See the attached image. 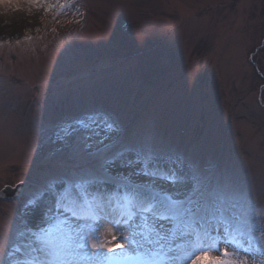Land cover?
I'll return each mask as SVG.
<instances>
[{
	"label": "rangeland",
	"instance_id": "374dc122",
	"mask_svg": "<svg viewBox=\"0 0 264 264\" xmlns=\"http://www.w3.org/2000/svg\"><path fill=\"white\" fill-rule=\"evenodd\" d=\"M19 14L25 23L14 33L0 20V188H23L14 201L0 199V264L8 263L26 198L43 181L42 161L60 147L55 125L93 108L118 116L120 138L148 117L199 166L226 169L257 225L252 251L241 249L239 259L264 264V0H38L33 13ZM67 51L103 94L66 98Z\"/></svg>",
	"mask_w": 264,
	"mask_h": 264
},
{
	"label": "snow or ice",
	"instance_id": "6c2138e0",
	"mask_svg": "<svg viewBox=\"0 0 264 264\" xmlns=\"http://www.w3.org/2000/svg\"><path fill=\"white\" fill-rule=\"evenodd\" d=\"M61 71L69 101L103 94L78 54L67 51ZM120 131L118 116L102 108L55 125L60 147L42 161L43 181L26 198L8 264H247L239 252L252 251L257 225L236 201L228 171L199 166L148 117L123 138Z\"/></svg>",
	"mask_w": 264,
	"mask_h": 264
},
{
	"label": "bare ground",
	"instance_id": "6f19581e",
	"mask_svg": "<svg viewBox=\"0 0 264 264\" xmlns=\"http://www.w3.org/2000/svg\"><path fill=\"white\" fill-rule=\"evenodd\" d=\"M9 3V11H1L3 13V17H1V21L5 25L4 31L9 30V32H16L21 26L24 25V20L22 18V14H19L20 10H29L32 12L37 9L38 0L35 4L30 3V0H0V3L7 2ZM13 9V11H12ZM6 12V13H5ZM2 16V15H1ZM3 18V19H2ZM11 27V28H10ZM2 31V30H1ZM95 142V141H94ZM193 260V259H192ZM8 264V263H7Z\"/></svg>",
	"mask_w": 264,
	"mask_h": 264
},
{
	"label": "water",
	"instance_id": "95a60500",
	"mask_svg": "<svg viewBox=\"0 0 264 264\" xmlns=\"http://www.w3.org/2000/svg\"><path fill=\"white\" fill-rule=\"evenodd\" d=\"M21 186L22 183L17 184L14 188H10L9 186H6L0 190V196L7 198L16 196L20 192Z\"/></svg>",
	"mask_w": 264,
	"mask_h": 264
}]
</instances>
